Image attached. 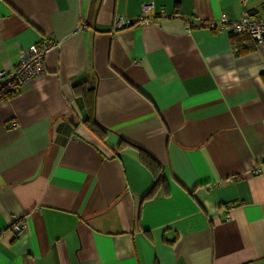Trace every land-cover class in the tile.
Wrapping results in <instances>:
<instances>
[{"label": "crops", "instance_id": "obj_1", "mask_svg": "<svg viewBox=\"0 0 264 264\" xmlns=\"http://www.w3.org/2000/svg\"><path fill=\"white\" fill-rule=\"evenodd\" d=\"M245 14L264 0H0V71L56 43L0 104V264H264V41L201 25Z\"/></svg>", "mask_w": 264, "mask_h": 264}, {"label": "built area", "instance_id": "obj_2", "mask_svg": "<svg viewBox=\"0 0 264 264\" xmlns=\"http://www.w3.org/2000/svg\"><path fill=\"white\" fill-rule=\"evenodd\" d=\"M154 8L153 1H147L142 4V14L139 21L146 25L157 24L156 19L147 17L146 14ZM146 17H145V16ZM161 15H166L165 9ZM179 16V14H176ZM175 15V16H176ZM124 19L118 18L117 27L122 28L125 25ZM202 26L211 30L221 31L225 27H230L235 33L247 35L257 43L264 41V17L245 14L240 19H230L226 15H222L219 21H202ZM190 27V23H186ZM56 43H48L41 41L30 45L20 56V59L14 69H4L0 71V104L4 102L10 95L20 91L22 87L33 78L45 73V59L48 51L54 47ZM261 167L255 165L247 172L248 174H259ZM15 234H19L24 225L15 223L11 226Z\"/></svg>", "mask_w": 264, "mask_h": 264}, {"label": "trees", "instance_id": "obj_3", "mask_svg": "<svg viewBox=\"0 0 264 264\" xmlns=\"http://www.w3.org/2000/svg\"><path fill=\"white\" fill-rule=\"evenodd\" d=\"M232 36H236L240 39H242V41L244 42V39L247 40V35H240V34H237L235 33L234 31L230 33ZM239 40H236L239 42ZM236 43L235 44V48H236V55H240V53L244 52V48H239V46L241 44H243L242 42L240 43ZM253 47H246V50L245 51H250L252 50ZM86 125L94 132L96 133H100L101 131V127L99 125V123L94 119V115H90L86 118ZM139 150V159L145 164L147 165L148 167L152 168V166L154 165L155 167L158 168V171L156 174V180H155V183L153 185V187L150 188V190L145 194L144 198L145 199H148V198H152L155 196V194L157 193V187L160 186L162 183H163V178L161 176V164L157 161V159L151 154L149 153L148 151L144 150V149H138Z\"/></svg>", "mask_w": 264, "mask_h": 264}]
</instances>
